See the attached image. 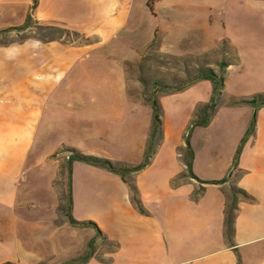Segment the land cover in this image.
Here are the masks:
<instances>
[{
	"label": "crops",
	"instance_id": "obj_1",
	"mask_svg": "<svg viewBox=\"0 0 264 264\" xmlns=\"http://www.w3.org/2000/svg\"><path fill=\"white\" fill-rule=\"evenodd\" d=\"M33 7L34 0H0V33L23 27L31 15L33 27L81 39L0 46V264H66L94 240L88 264H264V109L233 170L253 110L228 106L264 95V0H37ZM194 38L205 43L191 44ZM224 42L238 59L226 71L212 123L194 131L191 145L194 176L227 183L200 185L186 178L182 163L186 132L210 104L214 84L173 95L158 88L163 138L151 164L124 181L75 163L73 218L94 223L102 238L73 228L63 212L65 149L114 165L144 162L154 110L131 95L127 66L154 45L184 59L212 55ZM234 188L254 203L238 200L229 242Z\"/></svg>",
	"mask_w": 264,
	"mask_h": 264
},
{
	"label": "trees",
	"instance_id": "obj_2",
	"mask_svg": "<svg viewBox=\"0 0 264 264\" xmlns=\"http://www.w3.org/2000/svg\"><path fill=\"white\" fill-rule=\"evenodd\" d=\"M36 7H37V0H34L33 10ZM31 22H32V18L30 15L28 17L26 24L23 27L16 28V29H10V30L1 32L0 37L6 36L12 33H16L20 35L22 33H25L27 30L34 28L35 30L41 33L47 34V36H41L39 34L36 37V39L42 41L43 43H50V42H56L60 40V38L56 37L57 33H66L62 30L51 28V27H47V28L33 27L31 26ZM229 66H230L229 64H225V63L220 65V68L222 70V75H217L211 70L209 71L201 70L199 72L198 78L194 82L188 85H185L179 88L166 87L158 91V93L165 94V95L180 94V93L187 91L190 87H192L193 85L201 81H210L215 86L213 99L211 100L210 104L202 106L197 110L195 119L190 124L186 132V136L184 138L185 154L183 156L182 163L185 165L186 170H187L186 178L194 180L200 185L221 186L227 183V180L223 182L213 183V184L204 183L198 180L194 176V173H193L194 151L191 145V138L196 129L208 128L210 124L212 123L214 116L216 114L217 108L221 104V101L219 99L223 95V87H224L226 71L229 68ZM157 94H155V96ZM149 103L152 104V108L154 110V123H153V129H152L149 143H148L146 156H145V159L142 165L135 166V167L127 166V165H114L110 161L87 157L72 149H65L63 151V153H67L69 155L66 161V164H65L66 172L68 175V195H67V198L65 199V205H64L63 212L69 224L73 228L93 229L97 232L98 239L102 238V234L100 230L94 223H91V222L81 223V222H77L73 218V215H72V212H73L72 175H73V165L75 163H82V164H86V165H89L95 168L106 170L112 174L119 176L124 181L126 177L142 172L144 169H146L151 164L154 156L156 155V151L162 142L164 114L159 104V101L157 99V96ZM154 103H156V105H153ZM228 106L233 107V108L247 107L253 110V118H252L250 128L247 134L245 135L244 139L242 140V143L237 151L236 158L234 161L233 170H237L242 151L246 143L248 142V140L251 137H253L256 132L257 114L260 110L264 109V95H256L251 98H243L239 100H231ZM131 189L134 195H136V190L133 187ZM231 195H232V198L226 210V236L229 242H231V237L234 232V224H235L236 215L238 212V205H237L238 200L243 199L249 203H254L253 198L250 197L246 192L242 190L234 188L232 189ZM133 201L138 207L140 213L145 215L146 214L145 211L140 206V203L135 196H134ZM94 245H95V240L90 243L88 247V252L86 253V255L76 260L70 261L66 264H88L95 255Z\"/></svg>",
	"mask_w": 264,
	"mask_h": 264
},
{
	"label": "rangeland",
	"instance_id": "obj_3",
	"mask_svg": "<svg viewBox=\"0 0 264 264\" xmlns=\"http://www.w3.org/2000/svg\"><path fill=\"white\" fill-rule=\"evenodd\" d=\"M255 16V19L261 18L259 15L255 14ZM248 29H246V32H248ZM39 34L41 36H47L46 33H41L33 28V30H29L20 35H11L0 39V46L34 39ZM56 37L63 39L70 45L79 42L81 39L73 33H57ZM189 42L191 44L194 42L193 44H197L198 47H201L205 43L203 40L201 41V39L197 38ZM221 45L219 50L212 55L202 58L188 57L184 59L166 56L159 52L158 45L152 46L142 54L137 65L127 66L128 84L131 95L149 103L156 97L155 94L158 88H179L188 85L198 78L201 70L209 71L212 68L217 75H222L220 65L224 63L235 64L238 58L227 43L224 42ZM247 71L252 72L250 68ZM247 75L250 77V74ZM219 100L221 101V99Z\"/></svg>",
	"mask_w": 264,
	"mask_h": 264
},
{
	"label": "water",
	"instance_id": "obj_4",
	"mask_svg": "<svg viewBox=\"0 0 264 264\" xmlns=\"http://www.w3.org/2000/svg\"><path fill=\"white\" fill-rule=\"evenodd\" d=\"M153 105H156V103H154Z\"/></svg>",
	"mask_w": 264,
	"mask_h": 264
}]
</instances>
